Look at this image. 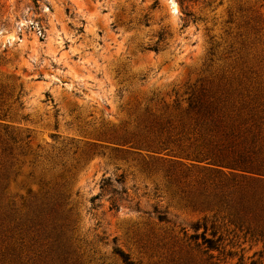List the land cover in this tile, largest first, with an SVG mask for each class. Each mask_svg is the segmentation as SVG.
Wrapping results in <instances>:
<instances>
[{
  "label": "rangeland",
  "instance_id": "374dc122",
  "mask_svg": "<svg viewBox=\"0 0 264 264\" xmlns=\"http://www.w3.org/2000/svg\"><path fill=\"white\" fill-rule=\"evenodd\" d=\"M189 12L185 26L175 0H0L2 124L29 135L26 162L36 157L11 192L37 193L63 161L75 167L66 237L77 264H121L114 250L137 264H264L263 243L242 236L224 243L231 257L195 249L204 213L177 182L187 172L112 141L141 107L171 105L209 73L244 63L264 83L262 0H197Z\"/></svg>",
  "mask_w": 264,
  "mask_h": 264
},
{
  "label": "trees",
  "instance_id": "16d2710c",
  "mask_svg": "<svg viewBox=\"0 0 264 264\" xmlns=\"http://www.w3.org/2000/svg\"><path fill=\"white\" fill-rule=\"evenodd\" d=\"M175 1L186 26L197 0ZM241 68L238 75L209 73L181 95L175 93L171 105H144L133 131L112 139L120 151L144 152L171 170L187 172L180 177L186 181L177 182L190 190L192 208L204 213L188 241L210 259L213 253L233 255L224 245L228 237L264 245V83L253 68L244 63ZM7 114L0 109V264H77L72 239L66 237L75 167L65 169L63 161L54 183L26 196L12 193L22 168L34 167L36 157L26 162L32 156L29 135L9 131L2 124ZM112 253L121 264H137L120 250Z\"/></svg>",
  "mask_w": 264,
  "mask_h": 264
}]
</instances>
